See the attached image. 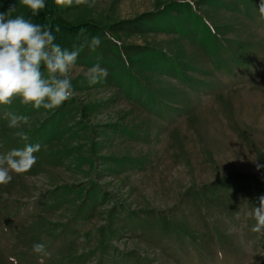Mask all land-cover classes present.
Wrapping results in <instances>:
<instances>
[{
	"label": "rangeland",
	"instance_id": "374dc122",
	"mask_svg": "<svg viewBox=\"0 0 264 264\" xmlns=\"http://www.w3.org/2000/svg\"><path fill=\"white\" fill-rule=\"evenodd\" d=\"M45 3L35 16L20 0L0 13L45 26L152 19L112 34L144 53L77 60L60 107L0 105V154L41 145L0 185V264H264L249 215L264 195L261 0ZM97 63L108 76L90 84ZM8 112L27 124L9 128Z\"/></svg>",
	"mask_w": 264,
	"mask_h": 264
},
{
	"label": "clouds",
	"instance_id": "9594fccd",
	"mask_svg": "<svg viewBox=\"0 0 264 264\" xmlns=\"http://www.w3.org/2000/svg\"><path fill=\"white\" fill-rule=\"evenodd\" d=\"M65 2L70 5L72 0H57V3ZM20 3L30 9L33 16L46 7L45 0H20ZM14 9L11 8L9 13ZM259 12L264 19V0H261ZM9 13H0V105H9L19 97L23 104H30L36 109L60 107L75 94L70 71L76 65L80 49H62L54 43L55 36L50 27L35 24L23 15L11 17ZM56 31H59L58 27ZM92 44L98 45V38L94 37ZM84 75L90 84H95L106 78L108 71L97 63ZM6 119L9 128H17L21 122H28L27 116L12 112L6 113ZM17 135L24 141L29 140L23 132ZM40 150L39 143H29L23 148L0 154V185H8L13 179L12 173L28 172L36 163L34 153ZM256 168L259 170L264 165L256 163ZM258 200L259 206L249 213L256 221L251 231L256 233L264 230V195L259 196ZM32 248L37 254H49L43 243H35Z\"/></svg>",
	"mask_w": 264,
	"mask_h": 264
},
{
	"label": "trees",
	"instance_id": "16d2710c",
	"mask_svg": "<svg viewBox=\"0 0 264 264\" xmlns=\"http://www.w3.org/2000/svg\"><path fill=\"white\" fill-rule=\"evenodd\" d=\"M10 3H14V0H0V10L5 12L6 7ZM152 15H145L137 20L133 25L128 23H122L117 26L109 28L97 27L94 24H83L80 26L72 27L61 21H52L47 24L53 31L55 36L54 43L61 46L62 49L69 51L74 48H79L80 53L77 60L88 59L93 52H96L99 57L106 62H123L128 59L131 55H139L144 53L146 50L140 47L133 46H120L114 41L112 37L113 33L120 31H138L141 32L145 29L149 22H151ZM46 22V21H45ZM59 31H56V28ZM98 38L99 44L93 45V38ZM117 49V53L114 51Z\"/></svg>",
	"mask_w": 264,
	"mask_h": 264
}]
</instances>
